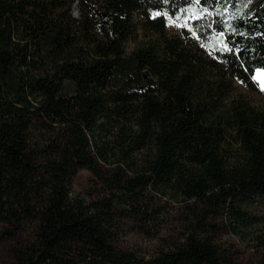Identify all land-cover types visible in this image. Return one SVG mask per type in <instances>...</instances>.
I'll return each mask as SVG.
<instances>
[{
    "label": "trees",
    "instance_id": "obj_1",
    "mask_svg": "<svg viewBox=\"0 0 264 264\" xmlns=\"http://www.w3.org/2000/svg\"><path fill=\"white\" fill-rule=\"evenodd\" d=\"M258 70L264 0H0V220L36 225L16 264H226L200 226L149 259L113 241L148 186L250 222L264 111L224 103ZM81 169L113 198L71 197Z\"/></svg>",
    "mask_w": 264,
    "mask_h": 264
},
{
    "label": "rangeland",
    "instance_id": "obj_2",
    "mask_svg": "<svg viewBox=\"0 0 264 264\" xmlns=\"http://www.w3.org/2000/svg\"><path fill=\"white\" fill-rule=\"evenodd\" d=\"M247 1L249 7L256 3V0ZM74 16H79L77 6L74 7ZM181 28L180 24L169 20V34L179 35ZM136 45V42L129 40L126 53H131ZM254 80L258 84V91L250 90L239 81L235 82L224 108L236 100L244 99L257 110L264 111V70L256 71ZM65 84L68 85L67 82ZM39 135L38 132L34 133L35 140ZM115 192L110 191L108 185L90 171L81 169L73 181L71 197H79L90 203L112 199ZM140 207L142 211L147 210L146 219L133 216L118 221L113 241L117 250L133 252L149 259L183 242L186 235L200 226L219 248L221 256L227 260L226 264H264V198L240 204V209L251 217L247 224H239L232 216V210L227 207H219L212 213L199 201H184L174 192L162 194L150 186L144 193ZM35 227L34 223H24L15 237L11 238L4 232L12 231V227L0 220V264H16V251L32 241Z\"/></svg>",
    "mask_w": 264,
    "mask_h": 264
},
{
    "label": "snow or ice",
    "instance_id": "obj_3",
    "mask_svg": "<svg viewBox=\"0 0 264 264\" xmlns=\"http://www.w3.org/2000/svg\"><path fill=\"white\" fill-rule=\"evenodd\" d=\"M262 88H264V84H262Z\"/></svg>",
    "mask_w": 264,
    "mask_h": 264
}]
</instances>
